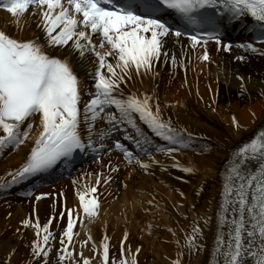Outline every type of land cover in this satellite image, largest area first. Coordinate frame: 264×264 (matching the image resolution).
Instances as JSON below:
<instances>
[{
    "label": "snow or ice",
    "instance_id": "obj_1",
    "mask_svg": "<svg viewBox=\"0 0 264 264\" xmlns=\"http://www.w3.org/2000/svg\"><path fill=\"white\" fill-rule=\"evenodd\" d=\"M30 6L31 13H39L37 26L42 27L45 42L38 37H14L0 30V130L3 133L0 150L32 141L19 168L9 171L8 180L0 179V188L4 189L47 172L58 162H69L77 151L111 152L113 147L123 153L128 164L135 163L144 170L151 164H159L155 154L163 153L171 156L174 163L162 167L194 172V168L181 164L172 153L191 147L195 134L175 124L170 116L165 117L155 92L125 91L122 85L129 83L133 73L151 72L161 57L164 62L170 60L173 67L183 64L164 47L163 37L170 32L176 37L189 36L193 49L203 41V52L198 57L201 60L209 59L210 40H215L218 47L223 43L225 49L230 48L232 41H222L223 29L227 23L244 16L255 21L250 31L256 32L255 39L264 42V0H0V8L18 18ZM165 10L175 13L176 23L169 24L163 16ZM93 34L97 39H93ZM64 45H69L81 58L86 53L95 57L91 71L94 90L82 86L70 55L48 51L49 46ZM238 46L260 51L253 42L244 41ZM85 93L87 99H82ZM232 120L237 128L241 127L235 114ZM99 121L107 126L98 128ZM141 122L164 143L146 135ZM118 129L132 141L135 150L121 139H113L112 134ZM108 139H113L111 146L104 143ZM145 155L150 160L141 159ZM106 166L116 171L120 164L109 160ZM111 179L109 175L103 183ZM100 184L97 175L94 184L77 191L82 211L89 218L99 213L97 185ZM46 195L39 193L36 198ZM65 214L67 223L59 236V260L62 264H93L92 257L82 251L87 241L92 240L91 234L87 240L79 241L81 251L74 255L73 229L79 213L75 208L62 209L57 219ZM216 216L213 245L216 264H264V130L230 154L222 173ZM208 219L203 217L205 223ZM52 220L49 216L43 223L38 217L21 221L36 229V239L31 241V259L43 257L39 264H46L52 248L50 241L56 238L50 227ZM124 235L126 239L127 232ZM202 235L201 225L194 219L190 232L186 233V243L190 247H202L198 239ZM108 240L105 235L101 241V264H109ZM121 245L120 259L113 258L111 264H138L132 249L125 250L123 240ZM93 249L99 251L94 240ZM139 251L137 247L135 252ZM176 264H180L178 259Z\"/></svg>",
    "mask_w": 264,
    "mask_h": 264
},
{
    "label": "bare ground",
    "instance_id": "obj_2",
    "mask_svg": "<svg viewBox=\"0 0 264 264\" xmlns=\"http://www.w3.org/2000/svg\"><path fill=\"white\" fill-rule=\"evenodd\" d=\"M38 17L39 13H31V8L19 18L0 11V28L18 38L37 35L45 40L42 27L37 26ZM69 45L48 49L70 55L81 74L92 70L95 57L86 53L81 58ZM164 47L170 55L175 53L183 64L173 67L170 60L164 62L161 57L151 72L133 73L129 83L122 86L125 91L155 92L165 117L170 116L175 124L195 134L194 141L199 143L195 149L192 144L172 153L181 164L195 171L162 167L174 163L171 156L163 153L155 156L160 163L151 164L147 170L139 165L130 167L112 152L99 156L67 178L27 193L21 192L23 181L7 189L0 188V264H15L19 252L25 250L27 238L36 239L34 225L21 224L23 219L38 217L43 223L52 216L50 227L55 236L67 223L66 214L57 219L66 208H75L79 213L73 229L74 255L81 251L79 241L87 240L90 233L92 240L87 241L82 251L92 257L93 264H101V241L105 235L109 237V248L113 240L122 248L123 240V248L132 249L138 264H176L177 259L180 264H216L213 245L223 170L233 150L264 128V44L258 46L260 51L253 53L236 50L227 53L216 48L207 62L199 59L200 50L193 49L183 38L177 45L167 40ZM165 102L170 103L164 106ZM233 114L241 127L234 125ZM35 130L34 125L32 131ZM31 144L32 141L25 140L19 147L0 150V179L8 180L9 171L19 168ZM109 160L119 163V169L110 171L106 166ZM97 175L101 179L97 185L99 213L89 218L82 211L77 191L94 184ZM109 175L112 179L103 183ZM39 193L48 195L37 199ZM150 200L153 203H148ZM204 216L209 218L207 223ZM194 219L203 230V235L198 237L202 247L193 254L189 250L186 255L181 236L190 232ZM93 240L99 251H94ZM9 253H12L10 257Z\"/></svg>",
    "mask_w": 264,
    "mask_h": 264
},
{
    "label": "rangeland",
    "instance_id": "obj_3",
    "mask_svg": "<svg viewBox=\"0 0 264 264\" xmlns=\"http://www.w3.org/2000/svg\"><path fill=\"white\" fill-rule=\"evenodd\" d=\"M60 232H61V229L59 228L58 232L55 235V237L57 239L50 241L52 244V248L49 251L46 264L62 263L59 260V250H60L59 236H60ZM32 240H33V238H31V237L27 238L26 243H25V250L19 252L18 257L15 260V264H31V262H33V264H39V262L43 259V257H38L35 260L31 259V241ZM181 240L183 242V246H184L186 255H188L189 250L192 251V254L196 252L198 247H190L186 243V234H184V233L182 234ZM54 242H56V243H54ZM27 255L29 256V259H27ZM120 257H121V248L118 244V241L114 240V241H112V244H111L110 249H109V264H111V260L113 258L119 260Z\"/></svg>",
    "mask_w": 264,
    "mask_h": 264
}]
</instances>
